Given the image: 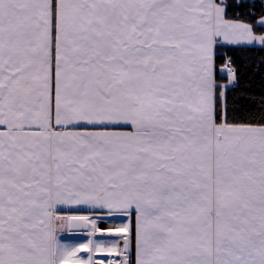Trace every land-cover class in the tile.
<instances>
[{
  "label": "snow or ice",
  "instance_id": "6c2138e0",
  "mask_svg": "<svg viewBox=\"0 0 264 264\" xmlns=\"http://www.w3.org/2000/svg\"><path fill=\"white\" fill-rule=\"evenodd\" d=\"M231 7L0 0V264H264V104L228 48L264 35Z\"/></svg>",
  "mask_w": 264,
  "mask_h": 264
},
{
  "label": "trees",
  "instance_id": "16d2710c",
  "mask_svg": "<svg viewBox=\"0 0 264 264\" xmlns=\"http://www.w3.org/2000/svg\"><path fill=\"white\" fill-rule=\"evenodd\" d=\"M231 8L226 9L228 16L234 20L249 23L255 34H262L264 28L258 27V20L264 17V0H247L254 8L236 7L237 0H226ZM227 18V16H226ZM230 55L238 67V87L230 95L245 94L250 101L248 107L258 110L264 104V50L251 45L228 46ZM223 60L218 61V70ZM224 83H227L225 80Z\"/></svg>",
  "mask_w": 264,
  "mask_h": 264
},
{
  "label": "crops",
  "instance_id": "0c3cea01",
  "mask_svg": "<svg viewBox=\"0 0 264 264\" xmlns=\"http://www.w3.org/2000/svg\"><path fill=\"white\" fill-rule=\"evenodd\" d=\"M236 21L242 22L239 20H236ZM243 23H245V22H243ZM255 35H257V34H255ZM61 214H87V210L86 209H64V211ZM108 226L109 225H107V224L103 225V227H108ZM83 231L84 230H73L72 233L64 232L60 235L61 242L66 243L70 246L86 243L87 240L89 239V237H87L86 235L78 234V233H82ZM97 239H99V238H97ZM80 255L82 257L87 256L86 253H81Z\"/></svg>",
  "mask_w": 264,
  "mask_h": 264
},
{
  "label": "built area",
  "instance_id": "2783aa9c",
  "mask_svg": "<svg viewBox=\"0 0 264 264\" xmlns=\"http://www.w3.org/2000/svg\"><path fill=\"white\" fill-rule=\"evenodd\" d=\"M95 259L102 260V261H107L109 259H118V258H116V257H107V256H103V257L97 256V257H95Z\"/></svg>",
  "mask_w": 264,
  "mask_h": 264
},
{
  "label": "rangeland",
  "instance_id": "374dc122",
  "mask_svg": "<svg viewBox=\"0 0 264 264\" xmlns=\"http://www.w3.org/2000/svg\"><path fill=\"white\" fill-rule=\"evenodd\" d=\"M262 18H264V17H262ZM262 18H261V19H262ZM261 19L258 20V24H259V21H260ZM237 22H238V21H237ZM240 23H243V22H240ZM257 35H264V32H263L262 34H257ZM251 46H252V45H251ZM255 46H257V47H262V46H260L259 44H256Z\"/></svg>",
  "mask_w": 264,
  "mask_h": 264
}]
</instances>
